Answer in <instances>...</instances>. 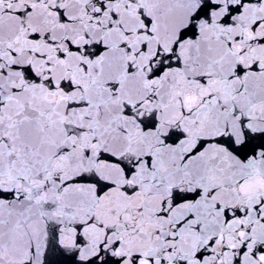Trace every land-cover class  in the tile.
Wrapping results in <instances>:
<instances>
[{
    "label": "snow or ice",
    "instance_id": "6c2138e0",
    "mask_svg": "<svg viewBox=\"0 0 264 264\" xmlns=\"http://www.w3.org/2000/svg\"><path fill=\"white\" fill-rule=\"evenodd\" d=\"M0 264H264V0H0Z\"/></svg>",
    "mask_w": 264,
    "mask_h": 264
}]
</instances>
